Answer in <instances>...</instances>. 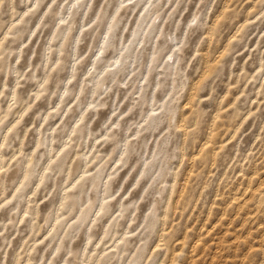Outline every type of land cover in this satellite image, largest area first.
Wrapping results in <instances>:
<instances>
[{
	"label": "clouds",
	"instance_id": "clouds-1",
	"mask_svg": "<svg viewBox=\"0 0 264 264\" xmlns=\"http://www.w3.org/2000/svg\"><path fill=\"white\" fill-rule=\"evenodd\" d=\"M213 6L218 0H0V36L8 32V38L0 40V74L16 80L12 88L0 83V167L7 162L4 153L9 149L21 153L13 165L19 169L17 179L8 182L6 168L0 174V201H4L0 210L11 206L13 218L27 211L30 226L39 212L45 230L58 215L66 218L52 237L51 264H172L184 233L178 221L173 225L174 206L169 205L173 181L183 180L189 158L207 138L213 102L219 98L216 90L221 87L215 80L221 75L227 79L233 70L230 64L240 57L249 38L254 42L264 33V0H233L230 15L238 14L236 24L253 9L248 28L186 109L192 83L188 65L195 59L191 53L208 31ZM24 11L27 16L21 20ZM36 32L44 37L40 51L32 52L27 67L18 68L19 60L12 58L23 55ZM247 68L244 81L254 74L253 91L233 109L241 119L255 88L262 89L264 98V40L252 51ZM17 92L22 93L14 105L18 112L37 94L43 101L26 142L23 130L7 128L3 115V105ZM200 94L206 96L203 104ZM53 108L46 126L36 127ZM261 125L264 109L257 129ZM17 141L19 148L14 147ZM246 151L242 146L241 160ZM231 157V151L222 155L221 172ZM117 160L120 164L113 169ZM211 163L210 152L196 162L186 200L195 202L205 184L211 200L219 180V175L208 174ZM260 169H264V140L244 171L251 175ZM261 179L264 173L254 186ZM9 192L15 193L11 199ZM257 199L264 204V189ZM70 221L72 227L65 234ZM41 224L32 229L33 236ZM125 231L129 236L118 251L102 259L99 252L92 255L102 236L106 244ZM10 237L11 229L0 222V264L29 260L49 264L47 258L29 257L27 249L18 252ZM159 241L161 249L153 252ZM187 253L188 249L176 257L179 264H191ZM217 264H224L223 259ZM247 264H264V251L254 253Z\"/></svg>",
	"mask_w": 264,
	"mask_h": 264
},
{
	"label": "rangeland",
	"instance_id": "rangeland-1",
	"mask_svg": "<svg viewBox=\"0 0 264 264\" xmlns=\"http://www.w3.org/2000/svg\"><path fill=\"white\" fill-rule=\"evenodd\" d=\"M232 8L233 0H218V6L212 8V12L215 14L210 13L209 16L211 23L208 26V31L201 35L199 47L191 53L195 59H191L188 65L189 71L192 73V83L188 101L184 105L186 109L191 108L192 101L198 98L202 84L212 78L216 66L222 60H228L225 54L248 28L249 14L253 9H249V14H246L244 19L236 24L235 20L238 19V14L235 17L231 16ZM26 16L27 11H24L20 19L22 20ZM33 27L35 26L33 25ZM7 38L8 32L0 36V40ZM43 40L44 37L36 32L27 42V48L23 55L13 56L12 62H16L18 59V68L27 67L28 58L32 56L33 51H40V44ZM262 40H264V33H260L254 42L249 38L245 47L240 50V57L243 59L236 57L230 64L233 70L228 72L227 79H223L221 75L215 80V83L221 84V87L216 90L219 98L213 102L212 118L207 124V138L200 143L199 149L189 158L190 167L183 180L177 178L173 181V187L169 193V205L174 206L173 225L178 221L184 226V233L177 242V251L173 255L172 264H179L176 257L184 256L186 249H188L187 254L191 257V264H202V262L217 264L221 258L224 264H237V261L239 264H247L254 253L264 251V247H262L264 245V204L257 199L261 195V190L264 189V179H261L259 185L254 186L255 181L260 179L261 173H264V169L254 171L251 175L244 171L249 158L261 140H264V125H261L259 129L256 127L257 122L261 119V109H264V98L260 96L262 89L260 87L254 89V94L250 96V103L247 106V114L243 115L242 119L233 112V109L253 91L251 84L254 74H249L246 81H244L243 74L248 72L247 64L251 59V53L260 45ZM33 62L38 63L39 61L34 59ZM237 65L238 70H236ZM54 69L55 65H53ZM221 81L223 82L221 83ZM0 83L12 88L15 86L16 80L11 75L0 74ZM21 95V92H17L10 97V102L3 105V115L7 116V128H15L17 131L23 130L22 139L26 142L32 136L31 128L35 123V114H37L38 109L42 110L43 101L37 94V98L32 104L24 108L23 112H18L14 105ZM199 99L203 104L206 101V96L200 94ZM54 111L56 108L50 109L44 115L43 121L35 124V126L42 130ZM240 112L243 113L244 109L241 108ZM84 115L86 117L87 112ZM253 132L255 133L254 136L252 135ZM250 136L252 138L249 143L248 138ZM0 143L3 141L0 140ZM20 143L17 141L14 147L19 148ZM242 146H246L247 151L243 153L241 160ZM230 151L232 153L231 161L221 172L219 167L221 157L222 155L226 156ZM209 152L212 156V163L208 168V174L210 176L219 175V180L215 183V194L209 201L205 195L208 185L205 184L200 188V194L195 197V202H192L190 198L186 200L192 177L195 175L196 162ZM20 154V152L14 153L11 149L4 153L7 162L3 167H0V174L6 168L8 170V182L17 179L19 169L14 168L13 165ZM235 161H239V163L234 165L233 162ZM119 164L120 160H117L116 164L112 166L113 169ZM259 165L260 162L257 161L256 167L259 168ZM180 167L183 168V161ZM234 167L240 170L234 171ZM237 181H239L238 184ZM21 183H23L22 180ZM13 195H15L14 192H9L8 198L11 199ZM0 203H4V201H0ZM10 208L11 206L0 210V222L11 229L10 239L13 247L18 246V252L27 249L29 257L39 256L41 260L47 258L51 264L52 258L48 256V252L52 251V237L56 233L57 227L66 218L58 215L52 226L45 230L41 224L39 212L30 226L27 220V211L23 215L13 218ZM100 212H103V209ZM100 212L97 213V216L100 215ZM72 223L70 221L64 229L65 234L72 227ZM37 224H41V227L36 228L33 236L32 229ZM131 224L130 221V227ZM20 233H23V236ZM162 234L167 233L162 230ZM106 235L107 231H105ZM128 236L129 233L125 231L119 239H110L106 244L102 236L96 242L92 255L96 256L99 252L102 259L104 255L118 251ZM162 243L163 241L157 242L153 252L160 250ZM59 251L60 248L57 246L56 252ZM209 254L211 255L209 256ZM27 264H31V260L27 261ZM97 264L100 262L97 261Z\"/></svg>",
	"mask_w": 264,
	"mask_h": 264
}]
</instances>
